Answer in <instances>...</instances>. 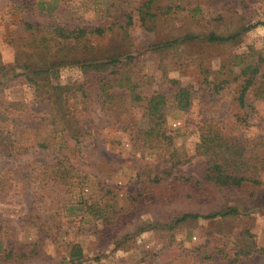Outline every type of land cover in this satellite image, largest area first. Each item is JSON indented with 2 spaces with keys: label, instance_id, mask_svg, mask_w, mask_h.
Returning <instances> with one entry per match:
<instances>
[{
  "label": "trees",
  "instance_id": "16d2710c",
  "mask_svg": "<svg viewBox=\"0 0 264 264\" xmlns=\"http://www.w3.org/2000/svg\"><path fill=\"white\" fill-rule=\"evenodd\" d=\"M15 3L27 8L29 0ZM94 6L97 16L86 18L83 24L69 23L63 16L37 23L21 20L9 36L16 56L0 72V199L12 190L25 195L31 190L28 195L33 201L22 221L0 216V264H23L40 255L42 245L63 231L65 216L79 219L78 232L94 227L98 233L102 230L98 223L102 227L115 224L132 205L136 209L145 203L147 211L154 201L162 207L172 198L182 206L179 211L170 220L154 215L147 227L175 230L200 218H243L251 211L264 216V136L249 150L245 140L227 131L220 121L211 116L203 119L196 155L205 156L207 163L202 176L195 177L178 170L172 174L190 155L178 146L166 124L169 114L188 111L194 97L193 85L169 77L168 72L191 63L212 95L233 91L238 110L233 128L251 125L253 102H264L263 51L248 46L225 54L214 67L210 50L239 40L264 21L229 25V16L200 15V4L192 0H95ZM135 23L154 37L145 52L157 60L168 91L152 89L154 72L145 71L139 57L127 48L134 43L130 28ZM67 66L79 68L82 77L60 80L58 71ZM18 83L30 87L33 103H43L39 111H30L29 102L8 95ZM95 102L107 119L120 124L134 150L151 149L168 165L164 175L152 174L148 168L139 170L144 179L138 181L137 192L129 194L128 207L119 203L116 186L85 181L73 161L89 136L78 115ZM39 150L46 151L51 161L35 156L18 167L5 162ZM155 208L159 207L152 211ZM19 223L34 226L36 236L22 240ZM64 245L70 261L85 257L78 240L68 239ZM193 250L195 261L206 264L209 260L211 264H258L249 259L264 254L257 234L248 228L226 236L222 246L201 243Z\"/></svg>",
  "mask_w": 264,
  "mask_h": 264
},
{
  "label": "rangeland",
  "instance_id": "374dc122",
  "mask_svg": "<svg viewBox=\"0 0 264 264\" xmlns=\"http://www.w3.org/2000/svg\"><path fill=\"white\" fill-rule=\"evenodd\" d=\"M15 1L0 0V51L2 55L0 72L15 61L16 50L9 43V36L19 26L21 20L37 23L46 18L63 16L69 23L83 24L86 18L93 19L97 16L94 12L95 0H29L27 8L16 6ZM192 1L200 4V15L202 16H229L232 19H229V25L237 26L241 22L253 24L264 21V0ZM130 32L134 36V43L127 48L139 57L145 71L154 72L156 80L152 89L168 91L170 88L163 77V71L158 68L157 60L153 55L145 52V46L149 40L154 38L153 35L146 33L138 23L130 28ZM248 46L261 49L264 53V24L261 23L248 29L235 42L212 48L210 61L216 67L220 58L225 54L241 52ZM199 48L200 46H191V49L203 50ZM82 75V71L75 66L60 67L58 71V78L63 82L80 79ZM168 76L178 78L183 84H191L194 87L191 108L180 115L171 113L167 117V128L174 135L175 142L181 148L187 149L190 155L188 161L172 170V174L178 170L186 175L202 176L207 158L196 155V144L199 141V127L202 121L210 116L220 121V125L231 134L242 137L249 150L256 148L260 137L264 136L263 101L253 102L250 126L234 129L232 124L238 110L232 101V90L228 89L220 94L212 95L205 89L201 82L202 76L191 63L171 68ZM7 93L13 98L29 102L32 112L39 111L43 107V103H33V92L26 84L18 83ZM78 116L89 132V136L81 144V151L77 153L73 161L76 162L81 178L85 181L100 180L102 187L105 183L116 186L119 191V203L128 207L129 194L136 193L140 185L139 180L144 179V174L140 176L139 170L148 168L152 174H165L168 165L151 149L134 150L120 124L107 119L99 103L91 104L88 110ZM35 156L51 161L46 151L39 150L26 158L5 162L9 167H18ZM30 191H26L25 195V192L12 190L5 196V199H0V216L5 219H14L17 222L22 221L23 216L32 206L33 197L29 196ZM170 195L173 196L174 193ZM175 200L172 198L168 205L162 207L154 201L155 204L147 211L143 210L145 203L136 205V209L132 208V205L125 210L123 216L118 218L115 224L102 227L101 223H98V228H102L98 233L95 232L97 229L94 227L85 233L78 232L79 219L74 220L65 216L63 231L42 245L40 255L26 260L23 264H206V261H195L194 253L196 252L193 250L195 245L209 243L222 246L226 236L230 237L231 234L239 233L244 228L255 232L260 245L264 247V216L260 211H251L249 216L243 218L225 220L200 218L198 221L175 230L147 227L148 222L155 216L158 217L157 219L170 220L173 214L182 207ZM155 206L159 208L152 211ZM142 226H145V229H139L137 232V229ZM17 231L24 241L32 240L36 236V229L31 224L19 223ZM128 231L132 234L129 232L126 237L124 233ZM123 235L124 239H121ZM68 239L81 242L85 251V257L82 260L70 261L64 245ZM249 262L264 264V254L253 256ZM207 264H211V261L209 260Z\"/></svg>",
  "mask_w": 264,
  "mask_h": 264
}]
</instances>
